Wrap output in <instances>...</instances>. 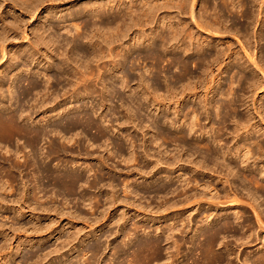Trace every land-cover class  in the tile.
<instances>
[{
	"label": "rangeland",
	"instance_id": "374dc122",
	"mask_svg": "<svg viewBox=\"0 0 264 264\" xmlns=\"http://www.w3.org/2000/svg\"><path fill=\"white\" fill-rule=\"evenodd\" d=\"M84 1L96 4L109 3L112 0H38L36 2L38 5L35 4L37 7L34 5V10L31 8L25 10L20 5V8L14 6L19 3L18 1L0 0V26L3 24L9 25L14 22V19L17 22L20 20L18 23L16 22L17 26L20 25V28L18 27L19 34L15 35L12 32V36L14 35L15 39L5 42L6 46L9 51L22 49L19 58L16 59H13L12 56L14 51L11 54L9 53L5 59L2 58L0 53V86H4L0 95V106L4 108L5 112H9L8 109L11 107L12 110L24 113L23 119L25 120L22 121L23 124L45 132L44 137L33 150L39 154L37 166L44 171L43 173L42 170L39 171L37 166L33 164V161L31 162L28 156L31 148L24 150V153L26 151L25 156L20 157V159L14 157L16 156L15 154L11 153L9 156L3 153L5 150L3 152L0 151V162L2 161L0 163V185L5 184L4 186H6V189H0V251H13V255L8 256V258H5L4 254L1 253L0 264H36L39 259L40 261L43 259L40 264H119L123 259L126 263H129L133 245L141 240H155L158 238L161 239L166 247V249L164 247V251L167 250L166 255H168V257H165L164 262L158 264H185L186 262L188 264H200L201 257L197 246L194 247L193 253L188 247L192 246L191 237H193L198 225L204 223L202 221L203 215L213 213L214 215L212 214L210 218L211 221H214L222 214H225L222 219L230 216V220H235L236 216L240 215V220H237L238 222L234 226L237 229L243 225L245 230L248 229H246L248 227V218L247 216L244 217L240 212L242 207L229 208V204H223L215 209L213 205L211 207L207 204L208 199L206 198L210 197L211 202L215 199L212 195L218 196L221 194V196H218L221 198L224 196L223 193L229 189V186L224 181H219L213 173L205 170H197V172L192 163H189L190 160H196L195 162H197L198 159H202L199 158L203 154L202 150L193 143L204 138L203 135L200 136V132L195 134V131H193L192 134H189L188 126L184 127V131L187 133L185 140L178 137L179 130L183 129V127H178L181 121L185 119V121L191 122L194 116V113H191V108H189L191 100L187 99L185 103L181 104L183 109L179 115L180 122L176 124V127H172L169 122L175 115L173 111L174 105L168 104L165 107H156L153 104V99L150 98L143 109L136 111L135 116L134 112L132 113V111H128L126 106H122L118 96L104 89L106 84L113 80L117 86L116 88L126 100L135 92L140 97L145 93L146 88H149L150 91L152 90L151 92L158 88L161 94H167L165 72H167L168 66L165 72L160 71V69L155 67V60L150 56L146 57V54L150 51L148 40L152 34V29L157 28L164 16H177L176 22L179 16L183 24L192 22L189 14L193 7V0H190L191 2L189 3L192 6L188 4L185 12L177 7L159 9L156 19L152 23L140 25V28L139 26H134L129 30L127 29L128 26H124L122 28L124 31L121 30L119 35L116 33L117 29H115L117 25H113L112 27L114 28L111 27V31L109 30L111 33H107L108 28H105L99 19L93 17L90 13H74L75 8L84 3ZM121 1L127 3L129 0ZM152 1L163 3L165 0ZM139 2L140 0H136V3ZM128 4L131 5V3ZM200 5L197 1L193 7L195 15L200 12ZM125 8L126 6H123V9ZM188 8H190V13ZM260 9L259 7H254L257 20L251 25L250 32L255 35H258L262 28L260 21H258L261 18L259 16ZM109 16L111 15H105L104 17L107 18ZM234 16H236L235 21L237 24L239 26L242 25L244 18L241 17V14L233 13L232 17ZM193 23H190L189 26L200 32L197 35L209 37V33L202 32ZM51 26L52 28H50ZM0 30L1 34L2 27H0ZM24 31L28 33V37H26L27 35L26 33L24 34ZM262 33L264 35V30ZM217 35L214 38L220 39V37H224L225 46L228 47V44L229 46L231 44L230 50L240 53L237 56L238 58H242V56L246 58L243 48L247 45L243 38L242 41L244 42L241 43V40L233 32L230 34V32L227 33L223 29ZM40 37H43L44 40ZM92 37H94L93 40H91ZM212 37L210 36L209 38L211 39ZM53 38L57 42L55 45L50 42ZM140 39L144 41L143 44H137ZM217 39L216 41L220 42ZM93 41L100 43V46L108 49V51L109 48L114 47H116L115 50L117 52L121 50L122 57L117 58L120 61L117 69L119 77H114V74H111L110 70H108L113 68L112 62V65H108L107 70L103 68L104 61L110 62V60H113L112 58H105V60H102L103 62L94 61L96 58H93V50H96L95 48L97 47L90 43ZM57 47L59 51H57ZM125 55L128 56L126 60L124 59ZM1 58L5 61H1ZM244 60L242 58L241 62H244ZM52 62L56 63L54 68L50 66ZM85 62L88 65L89 63L91 64L89 66L93 72L88 75L94 76V83L97 85L98 92L89 95L85 92L74 94L75 91L70 79L64 77L62 73L65 71L73 75L75 71L77 72L76 68L79 65H82V67L86 65ZM166 63L164 62L163 65ZM57 65H62V69L57 68ZM163 65L161 64L162 68L165 67ZM173 72L177 75L179 74V69L173 68L172 71H168L167 76L173 75ZM101 73H103L102 80L100 79ZM224 77L226 79L223 82L224 88H228L227 84H225L226 82L233 80L234 91H237V89L239 91L238 81L240 78L238 75L229 69ZM31 81L38 84V89L33 90L28 97H25L23 92L29 90ZM123 82L127 84L124 88L122 87ZM178 88H181V83L178 84ZM54 89H56V94L53 97L52 90ZM101 91H103L102 94ZM245 93L248 96L246 100L248 102L251 100L253 104L254 101L252 99L254 98L249 96L251 93H247V91ZM210 96L212 97L213 93ZM218 98L224 101L227 97L220 96ZM255 98L258 99L256 100L258 101L257 105H259V102L264 100V93H258ZM36 99L40 102L45 99L44 102L45 105L47 103L48 108L47 106L45 109L43 107L42 110L36 108L35 105L38 103ZM251 103H248L250 108H252ZM239 110L245 113L241 108ZM154 111L159 112L160 116H158V120L161 122L156 124L158 128L155 127ZM86 112H89L91 117L93 116L94 124L95 126L97 125L96 128L88 130L87 134L83 132L82 127L68 130L58 126L61 123H63L61 125H64L65 119L69 118L68 116L83 115ZM251 112H253V109H251ZM56 114L59 115L55 116ZM130 117H133L132 121L129 120ZM203 117L204 115L201 116V121L210 125L209 120ZM257 120L259 119L257 118ZM215 126L217 127L218 124H215ZM162 133H167L173 137L175 135L178 136L173 143L171 139L162 138ZM210 133V135H213L215 131ZM209 134L205 138H210ZM259 138L264 139V136L259 135ZM184 146L187 147L185 148ZM57 147L58 149H56ZM188 147L191 149H188ZM252 148L257 150L256 145H252ZM196 150L198 153H194ZM178 151H180L179 154H177ZM192 154L195 155L192 156ZM174 155L177 157L176 159ZM196 156H198V159ZM255 157L251 158V161H253L251 162L252 165L254 159L256 161ZM181 158L182 161L180 163L178 160ZM15 160L17 162L16 166ZM7 165L9 167L13 166L9 168ZM210 165V169L214 167L212 163ZM261 165L263 163H260V165L258 163L253 168L259 169ZM13 168L16 169L14 170ZM18 168L19 170H17ZM48 169L51 171L50 173H55L54 176L69 175L73 179L76 177V182L72 186L73 189L71 188L72 190L70 189L69 192L67 188L60 184V181L58 182V179L47 178L44 173ZM77 179L81 180L78 181ZM213 188H216V190ZM238 192L240 194L244 193L242 190ZM191 194L205 197L206 202L203 198L201 199L204 201L206 213L204 212V214L202 213V215L198 216L196 210L199 206H192V210L195 209V212L187 211L189 206L183 199ZM21 196L32 204L31 209L34 208L40 211L41 215L34 218L30 209H24L25 205L22 203L23 199ZM113 196L115 198L112 202ZM223 199L222 197L221 201ZM178 200L179 202H177ZM219 200L215 199V201ZM174 201L177 202V208L172 207L164 211L163 205L168 206L170 204L168 202L173 204ZM112 203L115 205L113 204L112 206ZM247 207L244 206V208ZM248 208L249 214L252 213L250 214L252 220L256 221V217L251 211L252 209ZM23 209L26 211L25 215L21 214ZM183 214L186 218L190 217L192 222L184 224L180 222L179 219L181 217L185 218ZM189 214L191 215L189 216ZM37 221H39L42 229L47 227L49 230L41 234L33 233L32 229ZM91 224L93 225L92 228L96 229V233L98 232L97 236L89 233L91 228L88 226ZM171 226L175 227L176 230L174 232L170 230ZM254 228H249L248 230L250 232L256 230V232L253 237L251 236L252 238H249V241H246L247 244H243L242 241H236L232 236H228L224 240L225 243L229 244L230 255H228L222 245L219 246L218 244L215 246L216 251L223 253L225 256L226 262L222 264H227L228 261L231 264H244L245 257L251 261L257 254L264 252V227L259 228L256 225ZM3 230H5V234L2 233ZM79 230L81 233L74 242V247L72 248L71 244L68 246V241L65 242L68 239L67 237H69L68 235L71 233L75 234ZM51 231L53 232L50 234ZM257 232L258 235H255ZM32 233L34 236H30ZM170 234L172 238L166 242L165 239ZM19 235L25 241L21 246L18 245L20 241ZM226 235L229 234L227 233ZM27 236L30 237L26 239ZM29 240L30 242H28ZM127 247L128 249L132 247V249L128 250ZM58 248L61 251L54 252ZM96 248H98L97 251ZM123 252H127L125 254L127 258L123 255ZM46 255L48 257L45 258Z\"/></svg>",
	"mask_w": 264,
	"mask_h": 264
},
{
	"label": "bare ground",
	"instance_id": "6f19581e",
	"mask_svg": "<svg viewBox=\"0 0 264 264\" xmlns=\"http://www.w3.org/2000/svg\"><path fill=\"white\" fill-rule=\"evenodd\" d=\"M14 1L19 2L18 4H15L14 6L19 7V5H20V6L24 7V9L26 10L27 8L33 9L34 5L37 4L36 2L38 0H14ZM48 1H50V0H48ZM197 1L201 4L200 5L201 6L200 12L198 13L199 15L194 14L195 9L193 8L196 5ZM189 2H191V1L190 0H165L163 3L162 2L159 3V1L153 2L152 0H142V1L140 0L139 3H136V0H129L127 3H125L124 1L122 2L121 0H112L109 3L107 2V3L90 4V3L84 1V3H82L81 5H79L75 8L74 13L75 12H76V14L79 12H81L82 14H89L90 13L91 15H93V17L98 18L99 21L105 26V28H108L107 33H111V32H109V30L111 31V29L114 28V27H112L113 25H117V27L115 26L116 27L115 29H117L116 33H117V35H119L121 30L124 31V29H122L124 26H128V28L127 27H125V28H127L129 30V29H132L134 26H139V28H140V25H148V24L152 23L156 19L155 17L157 16L156 14L159 11V9H166V8H172V7L176 8L177 7L181 11L185 12L187 7H188V4H190ZM15 3H17V2H15ZM128 3H131V5ZM192 3H193V7L190 10L191 13L189 11L190 8H188V11L190 13L189 14L190 18L192 19V22H190V23L194 22L193 24L195 25V27L201 29L202 32L204 31V32L209 33L210 34L209 37L213 36L211 39L207 36L203 37L201 35H197L200 32L198 31L199 32L198 33L194 29V27L189 26L190 23H188V22L183 24V22L179 16H178V21L176 22L175 20H176L177 16H168L167 15V16L163 17V20L161 21V23H159L157 28L152 29L153 30L152 34L148 40L149 41L148 46L150 47L149 48L150 51L148 52V54H146V57L150 56L151 58H153L155 60V67L157 69H160V71L165 72L166 67L168 66V70H167V72H165L166 83H167L166 84L167 94H161L159 92L158 88H156L154 92H151L152 90L150 91L149 88H146L145 93L143 92L144 94H142L140 97H138V95H136V92H135V94L131 95L129 97V99L126 100L120 94L118 89L116 88L117 86L114 84L113 80L110 81L108 84H106L104 89L112 92L113 94H115V96H118L122 102V106H126L128 108V111L130 110V111H132V113L134 112L135 116L137 113L136 111L143 109L144 105L148 102V100L150 98L153 99V102H154L153 104L156 105V107L160 106V108H161L162 106L165 107L168 104L171 106L174 105L173 111H174L175 115H174V118L172 117L171 121L169 122V124L172 127H176V124L178 122H180L179 121V117H180L179 115L181 114L182 109H183L181 107V104L185 103L187 99L191 100L190 101L191 103H189L190 104L189 108H191V113H194V116H193L191 122H187V120L185 121V119H183V121H181V123L178 125V127H180V128L183 127V129L179 130V133H178L179 136L175 135V137H173V136H169L167 133H162L161 137L162 138L164 137L165 139L166 138L171 139L172 142L175 139H177L176 138L177 136L179 137V139L185 140V138L187 137V135H186L187 133L184 131V127H187V126L189 128V134H192L193 131H195V134L197 132H200V136L203 135L204 138L202 140H199V141L193 143V144L195 146H198L199 149L202 150L203 154L201 155V157L199 156V158H202V159L199 160L197 158L198 156H196L198 161L195 162L196 160L195 161L194 160H190V161L188 160L189 163L190 162L192 163V166L195 168L196 171L197 170H203V171L205 170L207 172L213 173L214 176H217L219 181H224V183L228 184V186H229V189H227L225 191V193H223L224 194V196H222L224 198L223 201H221L222 197L221 198L218 197L219 195L221 196V194H219L218 196L212 195L216 200L220 199L219 201H215V199H213L214 200V201L212 200L213 202H211L210 197H209L210 200H209V198H206V199H208V201H207L204 199L205 197L203 198V197H201V195L198 196V194H194V195L191 194L192 196L191 195L186 196L185 199L182 198L186 203H188V206H189V207H187L188 212L190 210L192 212L195 210V209L192 210L193 209L192 206H195V207L199 206V208L197 207L198 209L196 210L197 215L199 216V215H202V213L204 214V212H205L204 203H203L204 201H202L204 199L205 202L206 201L208 202L207 204L209 206L213 205L215 209H216V207H219V205H223V204L224 205L229 204L230 205L229 208H233V207L236 208L238 206H239V208L242 207L241 210L239 209L240 212L242 213V215H244V217L247 216V218H248V222H247L248 227H246V229L247 228L248 229L245 230L243 225H241L240 228L238 227L237 229L234 226V224L240 220V218H241V217H239L240 215L236 216L235 220H230L229 219L230 216L229 217L226 216V218L222 219V217L225 216V214H222L219 217L217 216L218 218H216L214 221L212 220L213 222L210 219L212 217L213 213H211V214L207 213V214L203 215L202 221L204 223L198 225L193 237H191L192 238L191 239L192 246L188 247V248L193 253L194 247L197 246V250H198L199 255L201 257L200 264H222V263L226 262L225 256L223 253L217 252L216 251L217 249H215V246H217L218 244H219V246L222 245V247H224V250L227 251L228 255H230L231 252H230V248L228 246L229 244L227 242L225 243V241H224L228 236H232V237H234V239L236 241H239V242L242 241L243 244H247L246 241H249V238H252L254 233L256 232V230H254V232L252 230H251L252 232L248 231L249 228H254L256 225L259 228L264 227V139L259 138V135L264 136V127H263V125H264V100H262V102H259V105H257L258 99L255 98L258 95V93H264V35L262 33V31L264 30V0H193ZM25 5H27V6H25ZM190 5L192 6V4H190ZM123 6H126V8L123 9ZM35 7H37V6L35 5ZM254 7L261 8L260 12H259V16H261V18L258 19V21H260V26L262 25V28H261V31L258 35H255L254 33L250 32L251 25L253 23H255L257 20V14H256V11L254 10ZM27 12H25V13H27ZM233 13L241 14V17L244 18L242 25L239 26V24H237V22L235 21L236 16L232 17ZM105 15H111V16L105 18L104 17ZM127 20H129V21H127ZM13 21L14 22L10 23L9 25L3 24L2 26H0V27H2V33L0 34V42H1L0 53H1V56L3 59H5V57L8 56L9 53L10 54H11V52L13 53V51H14V53L12 55L13 59L19 58L20 53L22 52L21 48L17 49V50L13 49V51L12 50L9 51L8 50L9 48L6 46V43H5L7 41L9 42V41H12L13 39H15V37H13L14 35L12 36V34H13L12 32H14L15 35H18L20 32L18 30V27L20 25L17 26V23L20 20L17 22V20L14 19ZM47 25H49V24H47ZM50 28H52V26ZM222 29L227 33L230 32V34L233 32L236 35V37L239 40H241L240 41L241 43L245 41L248 48H246L247 46H245L243 48L246 58L243 57L242 55L241 56H242L243 60L245 58L244 62H241L242 58L237 57L238 55H240V53L238 51L235 52L233 50L234 51L233 52L232 50H230L231 44H230V46L228 44V47L225 46L226 42H225L224 37H220V39H217L215 37L220 42L216 41L214 36H218L217 34H219ZM21 32H22V30H21ZM25 33H26V31H24V34ZM222 34H225V33H222ZM26 35H27L26 37H28V33H26ZM221 36H223V35H221ZM107 37H106V40H107ZM108 38H112V37L110 36ZM242 38L244 41H242ZM41 39H43V37ZM93 39H94V37L91 38V40H93ZM50 42L53 45H55L57 43L56 40H54V38H53V40H50ZM90 43H92L94 46L97 47V48H95L96 50H93V53H94L93 58H96L94 61L98 62V61H102L103 59L105 60V58H109V57L112 58L113 59L112 61L109 59L110 62L104 61L105 64L103 63V68L105 70H107L108 65L109 64L112 65V63H113L112 69H114V70H112V69H108V70H110L111 74H114V77H119V73H118L117 69H118V65L120 64L119 63L120 61L117 58L122 57L121 56L122 55L121 50H119L120 52H117V50H115L116 47L113 46L114 48H111V49L108 47L109 48V51H108V49H105L104 47L100 46V43H97L94 41L90 42ZM143 43H144V41L141 39L138 40V42H137V44H143ZM57 51H59L58 47H57ZM33 53H35V52H33ZM59 53H61V52H59ZM31 56H33V55H31ZM127 57L128 56L125 55L124 59L126 60ZM2 58H1V61L3 60ZM51 58H53V57L51 56ZM68 60L70 61V58ZM89 60H91V59H89ZM3 61H5V60H3ZM86 62H88V61H86ZM90 62H93V61H90ZM164 62H167V63L165 65H163ZM161 64L165 67L162 68ZM55 65H56L55 62H52L50 64V66L51 67L53 66V68L55 67ZM89 65H91V64L89 63ZM89 65H88V63H86V65H84L83 67H82V65H79L76 68L77 72L75 71V73L73 75L71 73H67L65 71L62 73L64 77L70 79L71 85L73 86L74 91H75L74 94H81L82 92H85V93H87V95H89V94H94V93L98 92L97 85L94 83L95 82L94 78H93L94 76L92 75L93 77H91V75H88V74H91L93 72L90 69ZM57 68L62 69V65H57ZM109 68H111V67H109ZM173 68L179 69V74L175 75V73L173 72L174 74L170 75L168 77L167 76L168 71H172ZM229 69H231L240 78L238 81L239 82V91H238V89H237V91H234L233 80L225 83L228 86L227 89L223 87V82H224V80H226L224 75H226V73L228 72ZM161 73H163V72H161ZM168 78H169V80H168ZM100 79L101 80L103 79V73L100 74ZM179 83H181L180 89L178 88ZM126 86H127V84H125L123 82L122 87L124 88ZM3 87H2V85L0 86V95L2 93ZM35 89H38V84L36 82L31 81L29 90L24 91L23 94L25 95V97H28V95ZM82 90H84V91H82ZM246 91H247V93H251V95H249V96H252V98H254V99L251 98L254 101L253 104L251 103V100H249V102L252 104V108H250V104H248L249 102L246 100L248 97V96H246L247 95L245 93ZM239 92H241V93H239ZM102 93H103V91H101V94ZM212 93H213V96L211 97L210 94H212ZM55 94H56V89L52 90V96L53 97L55 96ZM220 96H225L227 98L223 101V100H220L218 98ZM65 97H66V95H65ZM45 99H44V101H45ZM49 99H51V98H49ZM55 99H57V97H55ZM36 101H38V103H36L35 107L38 108L39 110H42L43 107L45 109L46 106L48 108L47 103L45 105V102L43 100H41V102H40L38 99H36ZM47 101H48V98H47ZM239 108H241V110H244L245 113L240 112ZM247 109H248V111H246ZM251 109H253V112H251ZM8 110H9V112H5L4 108L2 106H0V151L3 152V150H5L3 152V153H5V155L6 154L9 155L11 153L15 154L16 156H14V157H17L18 159H20V157L25 156L26 151L24 153V150H26L27 148H31V150H29V152H28L29 153L28 156L30 157L31 162L33 161V164L37 166V162L39 161L37 159V157L39 156V154L36 151L34 152L33 150L39 144V142L42 140V138L45 135V132L41 131L38 128H34L32 126L30 127L26 124H23L22 121L25 120V119H23L24 113H21V112L16 111V110H12L11 107ZM157 111H158V109H157ZM157 111H154V115H155V119H156V120L155 119L154 120H155V127L158 128V126H156V124L161 122V121L158 120L159 112H157ZM58 115L59 114H56L55 116H58ZM129 115H131V114H129ZM202 115H204L206 120H209L210 125H209V123L206 124V123H204V121L203 122L201 121ZM24 116H25V114H24ZM68 117L69 118L65 119L64 125H61L63 123L58 125V126H60V128L68 129V130H72V129L75 130L76 128L82 127L83 132H86V134H87L88 130H91L92 128H96V126H97V125L95 126V124H94L95 120L93 121V116L91 117V114L89 112H86L83 115H75L73 117H71V116H68ZM213 117H214V119H213ZM132 118L133 117H130L129 120L132 121ZM257 118L259 120H257ZM211 121H213V122H211ZM215 124H218V126L216 127ZM230 124H232V125L230 126ZM161 125H162V123H161ZM213 131H215V133L213 135H210L211 134L210 132H213ZM169 132H171V131H169ZM207 134L210 135V138H205V137H207L206 136ZM188 138H189V136H188ZM193 138H194V136H193ZM176 145H178V144H176ZM252 145H256L257 150H254L252 148ZM181 146H182V144H181ZM195 146H194V148H195ZM190 147H188V149H191ZM56 149H58V147ZM179 152L180 151H178L177 154H179ZM194 153H198V151L196 150ZM5 155H4V157H5ZM194 155L195 154H192V156H194ZM256 155H257V157H255ZM174 157H175V155H174ZM252 157L256 158V161L254 159L253 165L251 164V162H253V161H251ZM176 158L177 157H175V159ZM182 158L178 160L180 163L182 161ZM15 162H16V160H15ZM210 163H212V165L214 166L211 169H210V166H211ZM258 163H259V165H260V163H263V165H261L259 169L258 168L255 169L256 167L253 168V166L258 165ZM7 164L10 165L9 163H7ZM13 164H14V161H13ZM16 165H17V162H16L15 166ZM12 166H10V167H12ZM18 166H19V164H18ZM19 167H21V166H19ZM37 168H38V166H37ZM4 169H5V167H4ZM17 170H19V168ZM40 170H42V169H39V171ZM47 171H46V173H44V175H46L47 178H53L54 180L58 179V182L60 181V184H62L63 187L67 188L68 191L72 188L74 182H76V179H75L76 177L74 178L75 179L74 180L73 177L72 176L69 177V175L54 176L55 173H50L51 172L50 170H49V172H47ZM43 172L44 171L42 170V173ZM10 175H14V174H10ZM80 180H78V181H80ZM4 185L5 184L0 185V189H6L5 188L6 186H4ZM208 187H209V185H208ZM209 188H211V187H209ZM213 189L216 190V188H213ZM239 190H242L244 193L240 194L238 192ZM188 194H186V195H188ZM22 196H24V195H22ZM114 196H115V194H114ZM114 196L111 199L112 202L115 198ZM111 197H112V195H111ZM180 197H181V195H180ZM108 198H110V197H108ZM201 198H203V199H201ZM22 199H23L22 203H23V205H25L24 209H30L31 214L33 215L34 218H37V216L41 215L40 211H37L34 208L31 209L32 204L30 202L28 203L24 197H22ZM174 202H173V204H171V202H168V203H170L168 206L163 205L164 206L163 208H165L164 211L168 208L176 207V205H177L176 203L179 202V200L175 203ZM113 204L114 203H112V206H113ZM207 204H206V206H207ZM181 206H184V205H181ZM244 206L245 207L248 206L252 209L251 211L253 212V215H255L256 221L252 220V217L250 216V214H252V213L249 214V212H250V211H248L249 208L248 207H247L248 209L244 208ZM19 209H20V207H19ZM24 209H23V211H21V214H23V215L26 214V211H24ZM239 210H238V212H239ZM182 211H183V209H182ZM206 211H207V209H206ZM238 212H237V214H239ZM191 214H189V216ZM177 216H179V215H177ZM187 217H188V215H187ZM123 218L125 219V217H123ZM97 220H99V219H97ZM179 220H180V222H183V224L187 223V222H189V223L192 222L190 217L186 218V216H185V218L181 217ZM245 222H246V220H245ZM19 227H18V229H19ZM88 227L91 228V231H89V233L94 234V236H97L98 232L96 233V229L92 228L93 225L91 224ZM20 229H22V228H20ZM238 229H240V230H238ZM13 230H14V228H13ZM48 230H49V228H47V227L45 229L43 227V229H42V227L39 225V221H37V223H35L33 226L32 232L35 234H41V233L46 232ZM170 230L172 232H174L176 229L174 226H171ZM16 231H19V230H16ZM247 231L249 234L247 233ZM52 232L53 231H51L50 234ZM2 233L5 234V230H3ZM33 233L30 236H34ZM80 233H81L80 230L77 231V233H75V234L69 233L70 235H68L69 236V237H67L68 239L65 240V242L68 241V243H67L68 246L71 244V247L72 248L74 247V242L79 238ZM227 233L229 235H226ZM171 234L166 237V239H165L166 242L170 241V239L172 238ZM255 235H258V232ZM30 236H27L26 239L29 238ZM199 237L203 238V239H200ZM21 238L22 237L20 236V241L18 243L19 246L23 245L25 242ZM28 242H30V240ZM124 245H125V243H124ZM164 247L165 246L163 245V242L159 238L155 239V240H145V241L141 240L137 244L133 245V252L131 251V260L129 261V263H126L123 259L119 262V264H158L160 262H164L165 257L166 256L168 257V255H166L167 250L164 251ZM97 249L98 248H96V251H97ZM127 249H128V247H127ZM130 249H132V247ZM130 249H128V250H130ZM165 249H166V247H165ZM60 251H61V249L58 248L54 252H60ZM125 251H127V250H125ZM12 252L13 251L7 252L4 250L3 251L1 250L0 254L2 253V254H4L5 258H8V256L13 255ZM95 253H97V252H95ZM125 254H127V252H125V253L123 252L124 256H125ZM46 257H48V255H46L45 258ZM238 257H239V255H238ZM125 258H127V257L125 256ZM42 260L40 261V259H39V262L36 264H40L42 262ZM239 260H240V258H239ZM243 263L244 264H264V252L257 254V256H255L254 259H252L251 261H249L247 259V257H245ZM164 264H168V263H164ZM176 264H178V263H176ZM185 264H188V263L186 262ZM227 264H231V262L228 261Z\"/></svg>",
	"mask_w": 264,
	"mask_h": 264
}]
</instances>
